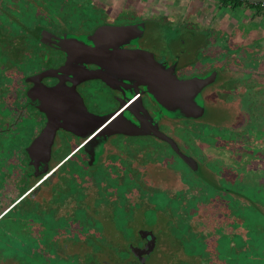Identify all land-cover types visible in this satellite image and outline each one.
<instances>
[{
    "label": "flooded vegetation",
    "instance_id": "obj_1",
    "mask_svg": "<svg viewBox=\"0 0 264 264\" xmlns=\"http://www.w3.org/2000/svg\"><path fill=\"white\" fill-rule=\"evenodd\" d=\"M10 2L4 4L0 0V103L12 109L7 114L0 113V130L11 129L20 120V114L28 112L38 124L31 127L30 139L18 153L22 160L19 159L11 174H4L6 184L0 188V259H10L16 264H101L99 257L104 253L107 258L103 264H142L141 257L133 249L148 244L151 240L148 232H151L152 243L160 238L167 239L168 249L164 253L172 264H264V245H261L264 233L260 223L246 229V238L222 235L214 239L210 248L206 240L209 237L204 239L192 233L191 225L183 222L180 213L181 219L177 222L168 208L159 210L158 217L162 216L160 226H146L145 217L137 214L132 204L140 201L139 197L145 199V193L150 189L165 185L158 179L166 175L169 180L167 173L170 170L183 183L180 171L169 169L162 162L161 157L168 156V149L195 175L201 173L204 178H215L203 164L204 159L218 157L226 169L223 175L228 178V184L240 187L237 191L227 189V193L239 202L252 203L264 213V203L257 201L264 196V173L261 171L254 181L249 178L253 169L248 168L247 163L252 156L264 159V145L258 146L264 141V121L257 119L259 104L255 100V96L264 93L262 62L243 46L224 42L221 38L212 39L213 30L209 31L212 36L208 37L206 31L185 17L182 21L187 32L189 35L194 32L196 36L192 35L190 40V52L176 55V60L169 61L167 57H156L153 52L138 46L147 28L145 21H152V18L129 10L128 4L110 13L96 0ZM242 3L248 2L235 1L233 4ZM50 6L59 15H69L83 6L106 12L101 23L91 29L68 31L60 22L54 24L49 20ZM12 11L15 16L9 13ZM120 13L128 17V21L114 23L109 19ZM1 14L8 16L6 26L13 21L18 24L17 31L3 28ZM154 19L171 22L162 15ZM105 24H135L133 33L107 41L123 50L148 52L157 64L172 68L178 80L202 82V85L193 91L173 90L167 98L171 102L167 103L158 99L153 84L146 80L152 75H133L120 68L111 70L114 66L108 62L112 59L108 55L114 47L100 48L92 53L88 48L100 45L98 41L90 40V35ZM26 37L33 44L26 46L23 43ZM195 48H199L204 60L192 55ZM13 75H16L19 86L18 98L9 99L3 91ZM93 81L101 82L110 91L112 104L104 110L91 108L86 101L85 94ZM199 105L203 107L202 111ZM213 105L229 108L234 118L227 122L230 124L227 129L243 133L233 141L217 138L213 144L195 137L193 145L198 153L186 150L174 132L175 124L180 118L201 123L206 106ZM262 112L264 115V110ZM50 133L52 136L48 140ZM59 135H62V141ZM67 137L72 140L68 139L69 144L64 141ZM136 137H151L163 145L133 146L130 139ZM110 138L124 140L125 147L111 146ZM148 162L157 164V167L148 175L154 183L145 185L141 175L149 168L146 166ZM21 163L23 170L20 169ZM54 176L56 180L52 183ZM48 186L52 190L50 197L42 201L34 199L36 190ZM171 187L173 191H183ZM193 187H198L200 194L186 197L183 191L184 205L188 206L185 202L188 198L194 201L196 209L202 201L214 203V206L223 205L222 202L219 205L220 200L216 203L205 197L206 190L201 186L194 184ZM90 192L92 202L86 199ZM247 193H252L254 199ZM119 200L125 201L122 206H134L136 221L133 223L140 224L137 229L133 227L131 237H126L110 218V209L113 205L116 207ZM190 209V206H180L179 212L193 217L195 213L190 215L187 212ZM238 213L236 216L240 217L243 227L242 214ZM176 227L182 232L179 241L174 237ZM108 228L114 229L112 236L106 235ZM61 241L66 245H83L84 251L67 253L59 249ZM197 243H201L202 248H197Z\"/></svg>",
    "mask_w": 264,
    "mask_h": 264
},
{
    "label": "rangeland",
    "instance_id": "obj_2",
    "mask_svg": "<svg viewBox=\"0 0 264 264\" xmlns=\"http://www.w3.org/2000/svg\"><path fill=\"white\" fill-rule=\"evenodd\" d=\"M91 2L92 1H90L89 4H91ZM105 12V10H102L100 8H89L87 6H83L82 8L77 7L74 11H71L69 15L63 14L62 12H60L62 14L59 15V12H57L55 8L50 6L49 20H52L54 24H58L60 22L63 28L68 31L86 30L91 29L95 25L101 23L104 18ZM40 14L42 13H39V15ZM109 19L113 20L114 23L128 21V17L124 16L123 13H120L118 16L110 17ZM180 21L181 22L176 21L174 23L165 22L161 19H152V21L146 20L145 22L147 28L141 40L139 41L138 46L142 49L153 52L156 57H167L169 61L176 60V55L181 56L186 52H190V47L192 45L190 44V40L193 39V36H196V33L194 34L193 32L192 34L190 32L191 35H189L185 28L186 24H184L181 19ZM150 23H152V26L150 25ZM182 39H184V42L181 41ZM29 44L31 45L33 43L29 42ZM191 52L194 57H198V59L201 61L204 60L201 52L199 51V48H195ZM180 60L183 61V59ZM7 81H9V84L7 85V88L4 89L3 94H6L9 99L18 98L19 86L16 80V75H13L12 80H10L9 78V80ZM87 93L88 94H85V98L89 107L91 108L93 107L98 110H104L106 109V107L112 104V98L109 89L99 81H93L92 85L89 86ZM255 100H257L258 102L256 103L259 104L257 108V119H260V121H264V115L262 112L264 110V93L262 95L255 96ZM11 109L10 107L3 106L0 103V113L7 114L11 112ZM233 118L234 114L232 112H229V108H222L220 106L215 105L206 106L205 115L203 116L204 120H202L201 123H195L193 122V119L185 120L183 118H180L178 119L179 122L174 126V132L177 134V136L180 137L181 141L185 144L184 146L186 147V150H192L193 153H196L198 150L193 145V138L195 137H198L201 140H206L210 144H213L215 141H217V138H227L233 141L238 135H241L243 133L242 131L232 132L228 130L230 124H227V122L229 120H232ZM37 124L38 123H34V118L32 117L31 113L28 112L26 114H20V120H18L15 123V126L11 127V129L7 131L0 130L1 189L6 184V177H4V174H11L17 162L22 160V158L20 157L21 155H19L18 153L20 151H23V147H26L25 141H28L30 139L28 135L31 134V127L33 125L37 127ZM162 128L165 129V127ZM61 136L62 135H59V138L62 141L63 137ZM68 139L69 137H67L64 141L69 144L72 140H70L71 138L69 139L70 141ZM130 141L131 145L134 146L135 144H138L142 147L147 145L148 143H151L152 145H161L163 143L160 140L151 137H136L130 139ZM109 142L111 143V146H114L117 149H123L125 147L123 145L124 140H114L110 138ZM263 145L264 141H260V143L258 144V146ZM166 152L168 153V156L161 157L163 164L169 169L175 168V170H177L178 172L180 171V180L181 182L183 181L184 184H181L177 177H174L172 175V172L170 170L167 173L170 176L169 180H167V178L169 177L166 175H163L162 177L160 176V178L158 179L162 180V183H165V185L161 184V186H164V188H162L161 186L155 187L145 193L144 197L148 205H146V201L142 197H139L140 201H133L132 204L135 205L137 209V214H141L143 217H145L143 222L147 224L146 226L152 224L153 227H159L162 216L158 217V211H162L168 208L170 214L176 216V218L178 219L177 222H180L181 218L178 216V214L180 213L183 222L188 225H191L192 233H195L196 235L200 236V238L204 239L209 237L206 240L210 243L208 246L212 248L214 244V239L216 237H220L223 235L225 237L240 236L242 238H246V229L250 230L252 226H256V224H259V213L256 210L255 205H253L252 203L245 204L239 202L238 200L233 199L231 195L227 193V189H234L235 191H237L240 187H237L233 184H228V178L226 177V175H223L226 169H223L222 162L218 157L210 158L208 160L204 159L203 162L206 169L209 170V172L215 176V178L213 179L212 177L204 178L201 173H199L198 176L195 175L194 172L189 169L180 158H178V156L173 155V153L168 149ZM112 158L114 159L115 156L111 157V159ZM14 160L16 162H13ZM233 160L235 159L233 158ZM148 163L149 164H147L146 166H148L149 168H145L146 171H144L143 175H141L145 185L154 183L148 175L153 173L154 168L157 167V164H151L150 162ZM247 163L248 168L253 169V173H249V178L253 179L254 181L257 179L261 171L262 173H264V159H260L259 156L250 157ZM23 166L24 165L21 163V170L24 169ZM97 166L98 164L95 167ZM237 172H240V170H237ZM55 180L56 177H52V183H54ZM185 184L191 187L187 188ZM194 184H196L197 186H201L203 190H206V194L204 195L205 197L214 199L216 203L218 200H220L219 205L222 202L224 206H214V203L212 205V203H209L208 201H202L199 202V207L198 209H196L197 206L195 205L194 201L188 198L185 200V202H188V206H190L191 209L187 212L190 215L195 213V215H193V217H188L184 214L183 211L179 212L180 206L188 207L187 205H184L182 203V200L184 199V192L186 197H191L200 194V189L198 187H193ZM171 186H174L175 188H182L184 192L180 189L177 191H173L174 189ZM51 194V187L48 186L47 188L36 190V192L34 193V199L42 201L45 198L50 197ZM247 195L248 197L254 199V195L252 193H247ZM86 199L92 202L93 198L91 192L89 193ZM257 201L260 204H263L264 196H260L259 200ZM116 204V207H114L113 205L110 209L111 221L114 223L115 227L120 229L122 233L125 234L126 237H131L133 227H135L136 229L140 227L139 223H133L136 221V218H134V206H122L125 204V201L123 200H119ZM231 210L234 214L231 212ZM237 211L242 214L241 218L244 221L243 227L240 225V217L236 216ZM141 215L138 217L139 220ZM234 222H236L237 225L234 224ZM172 229H168L169 232H171ZM174 230V237L178 238L177 240L179 241V238L181 237L180 234H182V232H179V230H177V227L174 228ZM148 233L151 237L150 239L152 240L153 237L151 232ZM152 233L154 232L152 231ZM107 234H111L112 236L114 234V229L111 230L108 228L106 235ZM151 240L148 241V244H146L144 247L133 249L135 254L141 257L142 264H172L170 258L167 259V255H165L164 253V251L168 249L167 239L160 238L158 242H156L155 240L153 243ZM197 248H202V244L197 243ZM59 249H63L67 253L84 251L83 245H66L63 244L62 241L61 248ZM185 251L188 252L187 250ZM106 258L107 257L104 253L100 255L99 260L101 261V264L105 262ZM0 264L16 263L10 259H0ZM219 264L222 263L220 262Z\"/></svg>",
    "mask_w": 264,
    "mask_h": 264
},
{
    "label": "crops",
    "instance_id": "obj_3",
    "mask_svg": "<svg viewBox=\"0 0 264 264\" xmlns=\"http://www.w3.org/2000/svg\"><path fill=\"white\" fill-rule=\"evenodd\" d=\"M120 1V2H119ZM110 13L125 8L154 19L167 16L169 21L188 18L213 38L238 44L250 50L264 65V2L232 5L225 0H96ZM95 2V3H96ZM218 34V36H217Z\"/></svg>",
    "mask_w": 264,
    "mask_h": 264
},
{
    "label": "water",
    "instance_id": "obj_4",
    "mask_svg": "<svg viewBox=\"0 0 264 264\" xmlns=\"http://www.w3.org/2000/svg\"><path fill=\"white\" fill-rule=\"evenodd\" d=\"M246 2L252 3H262L264 0H243ZM135 24L129 25H121V26H111V25H100L98 26L94 32L90 35V40L93 42L98 41L100 45L94 48L89 46V53H92L94 50L97 49H107L109 46L114 47V50L109 52L108 56H111L112 59L108 62L111 64V70L118 71L119 68L124 70L125 72H130L131 74L144 73L151 77L147 78L146 80L152 83V89L155 90L157 93L158 99L164 100L167 103V98L172 94L173 90H178L181 92H185L187 90H194L197 86H201L202 82H191V81H180L176 78L174 71L172 68H167L164 65L157 64L152 55L148 52L141 51V50H123L120 49L116 44L108 42L107 40H112L124 35H129L130 32L133 33V27ZM113 42V41H112ZM118 48H117V47ZM107 55V54H106ZM105 55V56H106ZM106 58V57H105ZM122 71V72H124ZM199 90V89H198ZM200 111L203 110V107L199 105ZM92 130V129H91ZM48 132V131H47ZM46 132V135H47ZM53 132V130H52ZM48 140L51 139V135ZM49 144V143H48Z\"/></svg>",
    "mask_w": 264,
    "mask_h": 264
},
{
    "label": "trees",
    "instance_id": "obj_5",
    "mask_svg": "<svg viewBox=\"0 0 264 264\" xmlns=\"http://www.w3.org/2000/svg\"><path fill=\"white\" fill-rule=\"evenodd\" d=\"M11 0H1V2L2 3H4V4H8V3H11L10 2ZM226 2H228V3H231L232 5H233V3L236 1V2H246V1H243V0H225ZM11 15H16L15 14V12L14 11H12V12H9ZM1 19H2V26H3V28H5V29H7V30H9V31H12V32H14V31H17V29H18V24L17 23H15L14 21L12 22V23H10L9 24V26H6L7 24H8V16L6 15V14H1ZM17 19H18V17H17ZM32 40L31 39H29V38H25L24 39V42L23 43H25L26 44V46L27 45H29V42H31ZM24 44V45H25ZM256 210L258 211V213H259V223H260V225H262V227H263V229H262V232L264 233V213L260 210V209H257L256 208ZM256 210H255V212H256ZM261 245H264V242H263V244H261Z\"/></svg>",
    "mask_w": 264,
    "mask_h": 264
}]
</instances>
